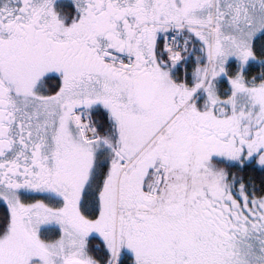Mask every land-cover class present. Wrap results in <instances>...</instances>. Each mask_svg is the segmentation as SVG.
<instances>
[{
	"label": "snow or ice",
	"instance_id": "obj_1",
	"mask_svg": "<svg viewBox=\"0 0 264 264\" xmlns=\"http://www.w3.org/2000/svg\"><path fill=\"white\" fill-rule=\"evenodd\" d=\"M0 264H264V0H0Z\"/></svg>",
	"mask_w": 264,
	"mask_h": 264
}]
</instances>
